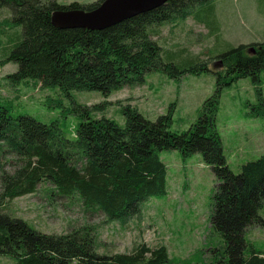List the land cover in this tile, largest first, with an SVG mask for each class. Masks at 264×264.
I'll list each match as a JSON object with an SVG mask.
<instances>
[{
  "label": "trees",
  "instance_id": "1",
  "mask_svg": "<svg viewBox=\"0 0 264 264\" xmlns=\"http://www.w3.org/2000/svg\"><path fill=\"white\" fill-rule=\"evenodd\" d=\"M101 1L64 5L56 0H0V65L18 64L8 78L58 86L68 95L85 90L109 97L144 85L153 72L175 79L212 72L217 91L199 120L182 133L170 127L172 111L151 120L129 104L123 107V126L94 115L98 106L77 105L80 122L71 137L57 120L13 115L0 106V258L13 264H264V252L245 239L247 229L264 226V155L234 173L215 124L223 83L244 77L261 82L264 42L205 59L188 47L171 45L172 50L164 45V27L174 29L189 19L204 26L208 37L217 34L213 0H169L103 30L61 29L52 23L56 10H92ZM251 47L254 52H248ZM211 62L223 68L212 70ZM169 149L200 153L218 178L209 232L216 243L210 246L205 239L201 261L172 258L166 244L151 246L142 240L130 251L109 252L102 250L105 244L91 224L49 234L9 210L13 200L45 186L55 197L78 200L86 210L102 212L107 222L125 225L142 213L146 202L167 194L161 152Z\"/></svg>",
  "mask_w": 264,
  "mask_h": 264
},
{
  "label": "rangeland",
  "instance_id": "2",
  "mask_svg": "<svg viewBox=\"0 0 264 264\" xmlns=\"http://www.w3.org/2000/svg\"><path fill=\"white\" fill-rule=\"evenodd\" d=\"M56 1L64 5L74 2L87 5L99 0ZM213 3L217 34L208 37L204 26L189 19L174 29L164 27V45L172 50L171 45L188 47L193 55L205 59L207 54L264 42V0H213ZM248 52H253L252 47ZM210 67L223 68L216 67L214 62ZM17 70L16 63L0 65V106H6L13 115L27 114L45 122L57 120L68 137L73 136L80 122L75 112L77 105L98 106L94 115L105 116L122 126L126 122L123 107L127 104L151 120L172 111V131L188 132L202 116L207 100L214 96L218 86L217 76L212 72L187 73L180 79L153 72L147 75L144 85L114 92L109 97L85 90L68 95L58 86L44 87L31 79L8 78ZM223 76L224 81L230 78L226 73ZM215 124L227 163L234 173L238 174L242 165L264 155V71L257 85L251 77L222 84ZM161 159L167 168V194L146 202L142 213L125 225L107 222L102 212L86 210L78 200L55 197L51 187L45 186L33 195L13 200L8 207L32 227L49 234L91 224L98 232L99 241L105 244L102 250L109 252L130 251L136 241L142 240L151 246L166 244L172 258L201 261L205 239L210 240V246L216 243L209 232L218 178L200 153L184 155L169 149L161 152ZM260 215L264 219V208ZM245 239L264 252V226L247 229ZM198 250H201L198 256H194ZM13 263L0 258V264Z\"/></svg>",
  "mask_w": 264,
  "mask_h": 264
},
{
  "label": "water",
  "instance_id": "3",
  "mask_svg": "<svg viewBox=\"0 0 264 264\" xmlns=\"http://www.w3.org/2000/svg\"><path fill=\"white\" fill-rule=\"evenodd\" d=\"M169 0H102L92 10L69 9L52 13V23L61 29L103 30L161 7ZM252 51L254 52L255 50Z\"/></svg>",
  "mask_w": 264,
  "mask_h": 264
}]
</instances>
